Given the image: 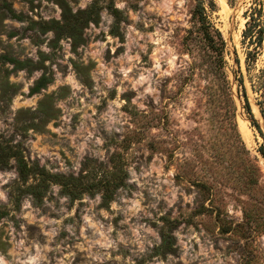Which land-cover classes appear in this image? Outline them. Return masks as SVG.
Instances as JSON below:
<instances>
[{
	"label": "rangeland",
	"instance_id": "374dc122",
	"mask_svg": "<svg viewBox=\"0 0 264 264\" xmlns=\"http://www.w3.org/2000/svg\"><path fill=\"white\" fill-rule=\"evenodd\" d=\"M63 1L74 14L98 6L76 49L47 26ZM213 1L224 70L190 36L195 0H0V136L87 189L73 199L49 178L38 201L40 176L24 180L14 159L0 168V264H264V139L239 87L264 133V44L249 62L255 0ZM223 71L246 150L227 130ZM165 234L177 252L157 255Z\"/></svg>",
	"mask_w": 264,
	"mask_h": 264
},
{
	"label": "trees",
	"instance_id": "16d2710c",
	"mask_svg": "<svg viewBox=\"0 0 264 264\" xmlns=\"http://www.w3.org/2000/svg\"><path fill=\"white\" fill-rule=\"evenodd\" d=\"M196 7L194 9L192 20L194 23L195 30H190V36H194L195 33L201 36L204 46L207 48L208 53H210L213 63L218 65L220 70H224L225 67V54L227 52V43L223 37L222 32L215 26L211 21L210 13L216 10V4L213 0H195ZM63 19L62 22L52 21L47 26L51 28L58 34V37L66 35L73 39L74 48H78L79 45L84 43V38L82 36V31L88 26L90 22H93L98 18V6L92 5L88 10L79 11L77 13H72V10L63 1ZM13 18H21L12 9H9ZM112 14L115 17V25L112 29V34L118 37H123L119 23L123 20L122 12L117 8L111 9ZM248 22L246 23V29L244 31L243 37L245 43L254 47L252 51L248 53V61H255L258 54V49L264 44V0H255L253 7H251ZM4 59L15 64L16 68H24L27 62H21L13 58L3 57ZM218 72H220V70ZM224 84L221 88L222 97L226 105V119H227V130L231 133L232 141L237 145L240 144L241 147L246 150L244 141L240 135L238 125L236 122V105L233 99V93L231 90L230 83L223 71ZM46 84L45 77L37 82V85L32 89L33 92H38L42 86ZM240 92H242V97L245 102V109L251 124L255 127L262 135L264 139V133L260 122L255 117L251 103L242 80H240ZM254 87L255 92L259 94L258 107L260 113L264 118V71L258 77V84ZM260 154L264 158V145H261L259 149ZM14 159L17 163L20 176L26 180L30 175H38L41 177L42 181L38 187L34 188L33 194L36 196L38 201L41 200L43 190L47 186L49 178H54L55 182L60 183L63 187V191L66 195L71 196L76 199L81 193L82 188L87 190L82 183L74 184L77 181L74 178H65L61 176H52L44 169H39L37 166H29L23 155V149L21 145L13 144L10 139H6L0 136V168H6L10 164V160ZM255 172L252 171V176ZM5 212H0V216L5 215ZM157 255H168L175 254L177 252V247L175 245V238L171 234H165L162 239V244L157 248Z\"/></svg>",
	"mask_w": 264,
	"mask_h": 264
},
{
	"label": "bare ground",
	"instance_id": "6f19581e",
	"mask_svg": "<svg viewBox=\"0 0 264 264\" xmlns=\"http://www.w3.org/2000/svg\"><path fill=\"white\" fill-rule=\"evenodd\" d=\"M243 133H244L245 138H246L247 140H249V139L251 138V137H249V133H250V131H249V129H248L247 126L244 127V129H243Z\"/></svg>",
	"mask_w": 264,
	"mask_h": 264
}]
</instances>
